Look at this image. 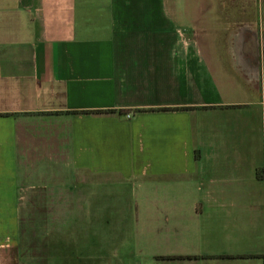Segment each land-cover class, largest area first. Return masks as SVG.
Listing matches in <instances>:
<instances>
[{"label":"crops","instance_id":"crops-1","mask_svg":"<svg viewBox=\"0 0 264 264\" xmlns=\"http://www.w3.org/2000/svg\"><path fill=\"white\" fill-rule=\"evenodd\" d=\"M179 14L0 0V192L137 179L188 211L169 234L199 243L189 264H264V14L203 43Z\"/></svg>","mask_w":264,"mask_h":264},{"label":"rangeland","instance_id":"rangeland-1","mask_svg":"<svg viewBox=\"0 0 264 264\" xmlns=\"http://www.w3.org/2000/svg\"><path fill=\"white\" fill-rule=\"evenodd\" d=\"M160 8L180 13L179 22L197 32L193 41L203 43L221 40L222 21L231 27L225 40L238 21L254 28L249 22L264 14V0H160ZM255 34L264 42V30ZM47 180L0 192V264H189L186 252L199 243L169 234L176 220L190 223L188 211L155 208L172 194L167 188L137 179L93 187L69 176Z\"/></svg>","mask_w":264,"mask_h":264},{"label":"flooded vegetation","instance_id":"flooded-vegetation-1","mask_svg":"<svg viewBox=\"0 0 264 264\" xmlns=\"http://www.w3.org/2000/svg\"><path fill=\"white\" fill-rule=\"evenodd\" d=\"M239 41V38H238V36H236V42H238Z\"/></svg>","mask_w":264,"mask_h":264}]
</instances>
